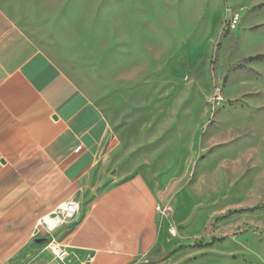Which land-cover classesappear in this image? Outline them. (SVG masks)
Returning a JSON list of instances; mask_svg holds the SVG:
<instances>
[{"label":"rangeland","instance_id":"rangeland-1","mask_svg":"<svg viewBox=\"0 0 264 264\" xmlns=\"http://www.w3.org/2000/svg\"><path fill=\"white\" fill-rule=\"evenodd\" d=\"M0 6L107 120L90 202L141 174L171 209L135 264H264V0Z\"/></svg>","mask_w":264,"mask_h":264},{"label":"crops","instance_id":"crops-1","mask_svg":"<svg viewBox=\"0 0 264 264\" xmlns=\"http://www.w3.org/2000/svg\"><path fill=\"white\" fill-rule=\"evenodd\" d=\"M107 134L96 104L0 6V264H64L36 232L69 201L80 211L56 232L66 264H135L160 247V199L141 174L90 202Z\"/></svg>","mask_w":264,"mask_h":264},{"label":"built area","instance_id":"built-area-1","mask_svg":"<svg viewBox=\"0 0 264 264\" xmlns=\"http://www.w3.org/2000/svg\"><path fill=\"white\" fill-rule=\"evenodd\" d=\"M157 212L161 215H167L170 212V208H165L161 205H157ZM80 211V204L76 201H69L55 210L52 214L42 218L37 225V235L47 236L49 242V248L53 255L63 262L67 263V259L70 257V251L68 245H63L56 239V232L70 224ZM175 234V231H172ZM81 264H95L94 258H90L83 261Z\"/></svg>","mask_w":264,"mask_h":264},{"label":"trees","instance_id":"trees-1","mask_svg":"<svg viewBox=\"0 0 264 264\" xmlns=\"http://www.w3.org/2000/svg\"><path fill=\"white\" fill-rule=\"evenodd\" d=\"M258 59L263 60L264 61V56H258Z\"/></svg>","mask_w":264,"mask_h":264}]
</instances>
